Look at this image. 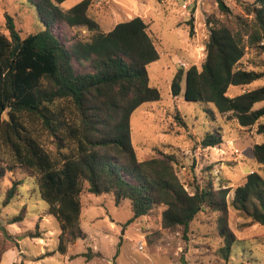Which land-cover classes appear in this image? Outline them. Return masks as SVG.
<instances>
[{
  "label": "trees",
  "instance_id": "1",
  "mask_svg": "<svg viewBox=\"0 0 264 264\" xmlns=\"http://www.w3.org/2000/svg\"><path fill=\"white\" fill-rule=\"evenodd\" d=\"M28 1L44 28L21 36L6 14L8 34L0 30V177L14 167L28 172L47 204L46 214L60 228L55 251L66 255L69 246L85 239L81 195L88 192L110 194L115 204L127 201L131 216L126 224L156 213L160 229L180 227L183 234L198 212L214 211L223 240L218 252L229 259L237 241L227 225L230 188H215L210 179L190 192L175 172V152L139 160L131 144V113L160 99L146 69L159 56L148 24L134 16L104 32L87 14L90 0L65 10L59 6L64 0ZM214 2L205 19L201 65L178 68L171 92L180 94L184 81L186 101L210 103L242 128L256 125L263 141L252 146V155L264 168V105L254 108L264 101V84L228 95L230 86L263 77L261 70L244 67L241 58L246 47H264V0H238L239 13L225 0ZM59 23L85 26L92 33L87 40L62 42L52 30ZM209 114L215 120L214 112ZM221 143L218 127L205 132L196 146ZM20 184L15 180L6 189L3 205ZM230 204L250 224L264 227V177L248 173L233 190ZM25 212L21 209L8 223L21 221Z\"/></svg>",
  "mask_w": 264,
  "mask_h": 264
},
{
  "label": "rangeland",
  "instance_id": "2",
  "mask_svg": "<svg viewBox=\"0 0 264 264\" xmlns=\"http://www.w3.org/2000/svg\"><path fill=\"white\" fill-rule=\"evenodd\" d=\"M79 1L64 0L59 6L65 10ZM225 1L236 13L241 12L238 0ZM214 4V0H90L87 14L104 32L134 16L148 24V34L159 56L146 69L149 83L158 89L160 99L144 102L131 113V144L139 160L175 152V172L190 192L210 179L215 188H230L226 196L227 225L237 241L229 259L218 252L223 240L214 211L198 212L183 234L180 227L160 229L156 213L126 224L131 216L127 201L115 204L110 194L96 196L88 192L81 195V227L86 237L61 255L55 251L60 232L56 219L46 214L47 204L28 172L14 167L0 177V264H264V227L250 224L230 204L233 190L248 173L257 171L264 177V168L252 155V146L262 142L263 137L256 133V125L242 128L210 103L186 101L184 81L180 94L174 96L171 92L178 68L201 65L207 37L205 19ZM6 14L12 16L21 36L44 28L28 0H0V30L8 34ZM52 30L62 42L87 40L92 33L85 26L69 27L64 23L54 25ZM241 63L261 70L263 77L249 85L230 86V96L264 84V47H246ZM263 105L264 101L257 102L254 108ZM209 111L214 112L215 120ZM218 127L222 133L219 146H196L205 132ZM15 180L21 181L17 194L3 205L5 191ZM23 208L24 218L8 223ZM139 244L143 247L139 248Z\"/></svg>",
  "mask_w": 264,
  "mask_h": 264
},
{
  "label": "built area",
  "instance_id": "3",
  "mask_svg": "<svg viewBox=\"0 0 264 264\" xmlns=\"http://www.w3.org/2000/svg\"><path fill=\"white\" fill-rule=\"evenodd\" d=\"M143 247V245L142 244H139V248H142Z\"/></svg>",
  "mask_w": 264,
  "mask_h": 264
}]
</instances>
